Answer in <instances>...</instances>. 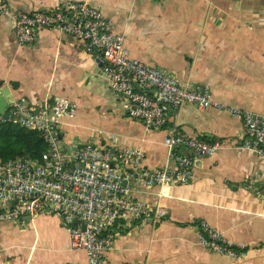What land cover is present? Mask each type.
I'll list each match as a JSON object with an SVG mask.
<instances>
[{
  "label": "crops",
  "instance_id": "0c3cea01",
  "mask_svg": "<svg viewBox=\"0 0 264 264\" xmlns=\"http://www.w3.org/2000/svg\"><path fill=\"white\" fill-rule=\"evenodd\" d=\"M6 1L33 11L59 0ZM87 1L124 35L130 56L172 74L180 85L205 83L213 99L264 114V0ZM11 22L0 18V88L8 87L5 98L24 97L34 106L57 96L75 102V114L61 118L64 147L85 141L140 146L144 166L154 170L174 165L164 142L172 130L221 143L212 155L195 157L187 183L160 187L127 180L136 200L167 212L146 220L120 218L103 264H264V159L234 146L244 136L239 118L184 101L162 128H147L125 113L127 96L108 88L99 58L83 40L44 28L26 45ZM201 219L245 252L206 249L193 225ZM0 259L84 264L85 253L70 247L68 231L46 209L20 221L0 220Z\"/></svg>",
  "mask_w": 264,
  "mask_h": 264
},
{
  "label": "built area",
  "instance_id": "2783aa9c",
  "mask_svg": "<svg viewBox=\"0 0 264 264\" xmlns=\"http://www.w3.org/2000/svg\"><path fill=\"white\" fill-rule=\"evenodd\" d=\"M3 17L12 21L17 40L26 45L32 44L37 31L44 28L83 40L86 49L99 58L100 76L108 88L127 96L125 113L145 127L162 128L169 114L184 101H192L199 108L213 106L242 121L244 136L234 146L264 159V114L213 99L205 83L180 85L172 74L130 56L124 35L114 32L111 21L87 0H59L48 9L33 11L12 8L0 0ZM76 107L65 96L37 106L19 97L0 113L2 120L37 130L46 143L40 159L24 155L0 159V220L14 221L49 209L68 231L70 247L84 251V264H103L112 229L120 218L146 220L167 212L158 204L136 200L127 180L134 178L143 185L160 187L187 183L193 175L195 157L212 155L221 143L172 130L164 142L174 165L148 170L140 146L110 148L85 141L64 147L61 118L73 116ZM193 225L200 244L209 251L239 256L246 250L204 219ZM0 264H4L1 259Z\"/></svg>",
  "mask_w": 264,
  "mask_h": 264
},
{
  "label": "trees",
  "instance_id": "16d2710c",
  "mask_svg": "<svg viewBox=\"0 0 264 264\" xmlns=\"http://www.w3.org/2000/svg\"><path fill=\"white\" fill-rule=\"evenodd\" d=\"M12 85L16 86V82H12ZM45 148L46 143L37 130L26 128L8 119H0V159L21 155L40 159Z\"/></svg>",
  "mask_w": 264,
  "mask_h": 264
},
{
  "label": "water",
  "instance_id": "95a60500",
  "mask_svg": "<svg viewBox=\"0 0 264 264\" xmlns=\"http://www.w3.org/2000/svg\"><path fill=\"white\" fill-rule=\"evenodd\" d=\"M0 92L3 93L2 97L0 98V113H3L7 103L11 102V99H10V97H7V98L4 97V95H7V96L9 95V90H8L7 86L0 88ZM4 115H6V114H4ZM23 217L30 218L31 215L26 214ZM17 220L20 221L21 219H17Z\"/></svg>",
  "mask_w": 264,
  "mask_h": 264
}]
</instances>
